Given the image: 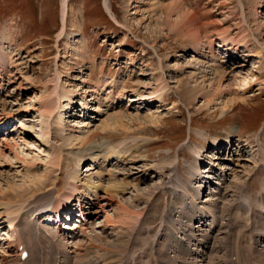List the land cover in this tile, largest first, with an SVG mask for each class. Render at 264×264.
I'll list each match as a JSON object with an SVG mask.
<instances>
[{
    "label": "rangeland",
    "instance_id": "1",
    "mask_svg": "<svg viewBox=\"0 0 264 264\" xmlns=\"http://www.w3.org/2000/svg\"><path fill=\"white\" fill-rule=\"evenodd\" d=\"M174 1L192 13L178 26L174 25L175 13L171 20L166 18L167 6ZM64 27L59 36L61 0H0V201L17 203L19 196L25 199L28 193L32 195L18 202L24 201L25 212L31 201L22 217L12 221L10 216L1 215L0 237L4 239L0 238V264L25 261L19 259L14 246L11 253L15 254L8 255L6 238L25 241L17 228L23 227L27 218L33 219L37 234L44 233L53 242L61 239L58 250L61 252L64 245L62 250L75 259L72 264L84 263L87 256H81V248L91 245L88 239L100 234L103 227L106 236L109 231L114 234L104 242L115 241V234L124 232V225H114L112 220L124 214L116 206V197L111 201L104 191L112 180L122 185V193L116 194L122 204L134 205L132 209L141 212L129 217L135 224L151 201V213L162 217L174 187V196L179 191L193 194L194 190L198 210L217 211L221 221L220 213L227 221L248 216L231 209L238 187L242 202L260 206V197H264V0H67ZM244 75L250 81L247 86L241 82ZM216 85L220 89L215 95ZM229 99L235 108L228 102L223 109ZM47 106L53 108L51 113L43 110ZM7 114L10 119L4 118ZM115 114H123L122 124ZM91 134L95 138L87 142ZM218 139L228 140L231 146L215 147ZM104 146L112 154L109 161L102 156ZM83 150L97 157L88 161ZM57 163L63 166L62 173ZM193 170L198 173L196 178ZM72 172L81 179L78 184L89 179L90 185L101 189L99 200L87 191L93 200L84 205L82 219L74 211L70 220L62 217L55 223L56 212H48L54 201L73 192L70 187L74 183L70 182L76 174ZM46 177L50 183L57 177L63 179V187L37 208L46 212L32 218L35 213L32 215L31 207L38 204L39 192L30 189ZM254 182L256 188H252ZM138 192L143 193L142 199L135 198ZM73 193L70 198L74 201L69 203L75 206L77 194ZM4 194L17 195L6 198ZM14 204L11 210L17 207ZM227 205L229 211H220ZM261 206L260 219L257 215L251 218L260 221L259 231L241 240L247 254L257 251L255 257L264 249V239L258 237L264 232ZM0 207V214H5L2 204ZM254 208L255 214L258 209ZM181 209L179 205L177 210ZM42 215L51 216L54 223L42 221ZM177 215L175 212L174 219L198 223ZM107 219L111 224H105ZM175 221L166 228L174 240L164 255L174 264L177 234L188 233L183 226L174 231ZM158 222L142 237L152 242L167 237H158L165 227L160 219ZM64 224L70 228L62 227ZM59 227L64 230L59 231ZM212 228L203 224L194 234L202 238ZM54 231L57 236L51 237ZM197 252L195 264L214 260L203 250ZM59 254L54 257L59 258ZM91 257L97 259L93 252ZM98 257L103 262L110 259L107 255ZM190 259L187 262H192Z\"/></svg>",
    "mask_w": 264,
    "mask_h": 264
},
{
    "label": "bare ground",
    "instance_id": "2",
    "mask_svg": "<svg viewBox=\"0 0 264 264\" xmlns=\"http://www.w3.org/2000/svg\"><path fill=\"white\" fill-rule=\"evenodd\" d=\"M250 7H252V6L250 5ZM167 9H168L167 14H166L167 20H171L172 13H175L176 18L174 21V25L176 24L177 26L180 25V23L183 22V20L186 22L188 17L192 16V13L190 11H188L187 9L183 8V6L178 1H174L172 4L167 6ZM66 15H67V0H61L62 28H61V31L59 32V36H61L63 31L65 30L64 26H65ZM196 36H194V38ZM197 37H196V40H197ZM259 53L260 52L257 51V54H259ZM1 68L2 67H0V71L3 70ZM222 74H224V73H222ZM219 79H221V78H219ZM241 82H243L246 86L249 85V83H250L249 78L246 75L242 76ZM213 84H216V83H213ZM221 85H222V83H219V87H221ZM219 87L217 85L214 86V89H213L214 92L213 93L215 95H216L217 91L220 89ZM55 92H56V89H54L52 91L53 94ZM50 99H52V98H50ZM131 99L136 100L134 97ZM212 100H213V98L211 97L208 99V102H211ZM232 100L233 99H229L226 102H224L225 105L223 106V109H225L226 105H228L227 104L228 102H231V105H233L232 108H235V104H234L235 102L232 103ZM50 103L51 102H48V104H50ZM231 105H230V107H231ZM52 109L53 108H51L50 106H47V108L46 107L43 108V110L47 111L48 113L49 112L51 113ZM115 115H117V114H115ZM4 116H5L4 117L5 119L11 118V115H9V114L4 115ZM117 116H118V121H120L119 124H122L123 114L122 115L119 114ZM0 118H1V116H0ZM3 129H6V128H3ZM46 132L49 133V129H47ZM94 138H95V134H91L86 140H87V142H92V140ZM221 140H223V139H218L217 140L218 143L215 142L217 144L215 147H218L221 144H227V145L231 146V144L228 143V140H226V142L221 141ZM88 149H89V147H88ZM101 150L103 151L102 156H104V160H107L109 158L112 159L111 158L112 154L109 151L108 146H104L103 148H101ZM83 151L85 154L89 155L86 158V160H88V161H93L97 157V156L92 155L93 152H90L91 149H90V151H85V150H83ZM99 152H98V154H99ZM16 155H18V154H16ZM109 160H107V161H109ZM57 165H58V167L60 166V164H58V163H57ZM62 167L63 166L61 165L59 168L60 173L63 172ZM193 172L194 173H192V177H195L198 173L195 170H193ZM72 173L76 174V172H72ZM47 178L48 177L42 179V181L39 180V182L36 183V186L33 187L32 189H30L32 192L35 191L36 189L39 192L36 196V198H37L36 201L38 202V204L36 206L31 207V208H34V210L32 211V215H33V213H35L34 217L32 216V218H36V217L38 218L39 216H41V214H43L42 212H46L45 210H47V209L41 211V210H38L37 208L39 206L43 205L44 203L49 202L50 195H52L53 192L60 191V189L63 187V184H62L63 179L57 177L58 180L56 179L57 181L55 183H54V180L50 183ZM80 180L81 179H79V176L77 174L75 176H72L70 183H74V184L72 185V187H70V189L73 188V190L72 189L71 190L74 193L73 192H66L63 195L64 196L63 198L59 197L58 198L59 201L57 203H55V201H54L55 205H54V203L52 204V207H50L48 213H51L52 212L51 210L54 209V211L56 212L55 218L61 217V219H62V217H64V218H67V220L68 219L70 220L72 218V214L73 215L75 214L74 211H78L77 216L79 218H81V216H84V213H85L84 212V205L92 204V203H88V202L90 200H93V199H90L87 191H91L94 194V196L98 198V199H96V201H98L99 200L98 192L101 189L97 188V185L96 186L90 185L91 183H90L89 179H86L87 181L85 183L81 182L80 184H78V182H80ZM60 182H61V185H60ZM255 183L256 182L253 183L252 188H256ZM175 184H176V182H175ZM119 185L120 184H118V185L116 183L114 184V182L112 180L110 182V187H108L107 189H104V191H105L106 195L109 196L111 201L113 200V197L114 198L116 197V200H115L116 206L120 207L123 211L122 214H124V216H118L116 219H114L112 221H113L114 225L115 224L117 225V223H119V222L122 225H124V226H121V228L122 227L124 228V232H119V233L115 234L116 236H118L115 239V241L104 242V240L106 239L107 236L114 235V234L109 231V233H107L108 235L106 236L105 232L107 229L103 227L100 234L95 235L94 236L95 238L93 237V238L88 239L90 241L89 243L91 245L93 244L92 246L91 245H84L83 246L84 248H81V250H84L83 254L80 253V254H82L81 256H84V257L87 256V257H85V261L83 264H97L98 261L101 264H174L173 261H169V260L164 258V255L166 254V250L169 247H171L172 242L174 240V236L170 235V232H168L166 228L168 227V224H172L174 222V220H176V221L178 220V222H179V223L178 222L174 223L172 225L173 226L172 229L174 231H176L177 229L182 230L184 227H187L184 229L188 230V233L193 235V236H190L188 233H185L183 235L180 233H179V235L177 234L178 245L174 246V251L177 252V255H178V257L176 256L177 257V263L176 264H191V263L195 264V263H193V258H194V261L197 260L196 259L197 258L196 254L198 253L197 250H201V251L203 250L204 252H207L210 257H214V260L211 263H209L207 261V264H217V263H219V264H264V260H262V259H264V255H263L264 249H262L261 253L260 254L258 253L259 255H256V257H255V253L257 251L254 249L253 254L250 252L247 254L245 251V247H244L245 243H243V241H241L244 239L245 235H251V233L259 231L258 224H260V221H258V220L253 221V219H251V218H253V215L256 216L258 213H261L260 206L264 205V197H262V195L260 197L262 202L258 203V204H260V206L259 205L256 206L255 202L252 203L251 201H246V203H245V202H242L243 200H240L241 195L239 197V192H240L241 188L238 187V191L236 192V194H234V196H236L234 199H237V200L232 204L231 209H232V211H236L237 214H239V212H241V213H244L245 216L246 215H248V216L243 220H240V217L237 216L236 219L231 218L230 220L227 221V220H225V217H222V213H220V215H221L220 219H223L221 221L218 219L217 211H215V213H211V212H213L212 210H207L205 208H203L201 210L200 207L198 210V208L196 206L198 200H197V195L194 193V190H192L193 194H191L189 191H186V192H188L186 194H184V191L181 193L179 191V193H177L176 196H174L173 192H174V190H176L175 189L176 187H174V190H170V192L168 193L169 199H167V201L164 204L165 210H164L162 217L159 218L158 215L151 213L152 211H154L153 210L154 206H152L153 202L151 201L149 203V208L144 212V215L141 217L140 221L137 224H135V222H132L131 220L129 221V217L132 214H139V213L141 214V212H139V211L136 212L134 209H132L134 205H132V208H130V206L122 204V202H121L122 200H120V198L116 195V194L122 193V190H119V187L120 186L122 187V185H120V186ZM190 185L188 186V188L192 189V187H190ZM69 186H70V184H69ZM231 191H233V190H231ZM71 193L77 194V196L75 198L77 203L75 205H77L79 208L77 206L75 207L73 204L69 203V200L74 201V198H70ZM86 193H87V196L85 195ZM73 194H72V196L74 197L75 195H73ZM241 194H243V193H241ZM16 195L17 194H15L13 196H16ZM136 195L137 196H135V198H140V199L143 198V193L138 192ZM8 196H11V198L13 197L12 195L4 194V197L7 198ZM28 196H29L28 198H30L32 195L30 196V194L28 193ZM177 196H179V197H177ZM189 197H190V201L186 202V200ZM253 197H256V196H253ZM28 198L24 199V196H19V199L16 202L18 203L22 200L27 201L26 199H28ZM183 198H186V199H183ZM84 200L86 203H83ZM87 200H89V201H87ZM8 202H10V203L8 204ZM14 203L15 202H12V201L6 200V199L4 202L0 201V206L2 204L3 209H4L3 212L5 211L4 212L5 214H0V219L2 218L1 215L10 216L8 218V220L10 219L12 221L15 218H17V216L22 217V215L24 213H27L28 210L30 209L28 207H30L31 201L27 202L28 207H26L25 212H23L24 207H25V206H23L24 201L21 203H18V204L15 203V204H17V207L14 208L13 210H11V208L13 206L12 204H14ZM183 204H185L184 205L185 207H183ZM179 205L181 208H183V209H181V211L177 210V208H179ZM253 206H255V208L258 209L255 214L252 213ZM72 207H75V208H72ZM100 207L103 208V204H101ZM156 207H158V206H156ZM60 209H61V211H60ZM229 209H230V207H229V205H227V207H222V210H220V211H229ZM197 210L203 211V212H198ZM64 211L67 213L66 215H64V213H63ZM148 211L150 212V214H147ZM175 212H178L179 217H183V218L186 217V219L188 221L191 219H196L198 221V223L194 222L192 225H190V223H187L186 221H183L180 219H174ZM44 214H46V213H44ZM24 217H25V215H24ZM42 217H43L42 221L51 222V220H52L51 216H49V215H47V216L42 215ZM256 218L260 219V216L257 215ZM159 219L164 223L165 227L163 226L161 228L158 237H162V236H167V237L163 238V240H157L156 239L155 242H152L149 239V237H142L143 234H149L153 231V229L158 225ZM208 219H210L209 223L207 221ZM32 220L33 219H31V218L25 219L21 225L23 227L17 228L19 230L20 236L26 237L25 241H23V240L15 241V240L11 239L10 236L8 237L9 239L6 238V240H7L6 242H8V246H6L8 248V250H6V252L8 253V255L12 256L15 254V253H13V254L11 253L13 251L12 246H14L15 249H18V247L20 245H24V247H25L24 249L28 250L30 252L28 254V257L25 259V261L24 262L21 261L20 264H54L57 261H59L61 264H72L75 259L73 258L74 260H72V257L69 256L70 254L68 255V253L66 254V252L62 250V247L64 245L63 246L61 245L62 246L61 252L58 250L59 244L62 242V241L60 242L61 239L59 238L60 240L58 239L59 240L58 242L57 241L53 242L52 238L48 239V238L44 237V235H43L44 233L42 234L39 231L40 234H37V230H36L37 228L35 229L33 227L34 223ZM76 220H80V219H76ZM4 221L5 220L1 221V224ZM109 221H111V219L110 220L107 219L105 221V224L106 225L109 224L110 223ZM135 221L137 222V220H135ZM250 222L251 223L254 222V224L251 225ZM64 223H66V222H64ZM203 224L204 225L208 224V226L213 225V228L209 229L207 233L202 234V238H198L194 234L195 228H198L199 226L201 227V225H203ZM261 224H263V223H261ZM176 225L178 227H175ZM41 226H44V225L42 224ZM109 226H108V228H109ZM182 226H183V228H182ZM216 226H218L219 228H217L216 233L213 234L214 233L213 231L215 230L214 228ZM62 227L70 228L69 226H67V224H64ZM41 228L39 230H41ZM222 228H224V229H222ZM241 228L244 229V232ZM262 229H264V228H262ZM13 230H15V229H13ZM63 230L64 229L59 227V231H63ZM43 231L44 230H42V232ZM55 233H51V237H56L57 233L56 234ZM211 234H213V236H211ZM179 237H182V239ZM212 237H213V241L211 243L210 240ZM258 237L261 239H264V232H259ZM0 238L4 239L3 237H0ZM97 238L100 240L98 241V243H94V242H96ZM261 239L259 240V243H260ZM12 240L15 243L12 242ZM206 240H208V241H206ZM247 240H251V238L247 239ZM245 241H246V239H245ZM11 243H14L15 245H10ZM193 245H200L202 249L201 248L199 249L198 247H197L198 248L197 249ZM52 250H53V252H52ZM8 251H10V252H8ZM22 251H23V247L19 252V259H20V255H21ZM258 251H260V250L258 249ZM49 252H52V254L49 255ZM92 252L96 254L97 259H94L91 257ZM57 253L58 254L60 253L59 258L54 257L55 255L57 256ZM168 254L171 255L170 252ZM99 255L110 256L109 257L110 259H109V261L104 260V262H103V259H100L98 257ZM192 255H193V257H192ZM189 258L192 259V262H190V263L187 262V260ZM52 261H54V262L52 263ZM92 261H94V262H92Z\"/></svg>",
    "mask_w": 264,
    "mask_h": 264
}]
</instances>
